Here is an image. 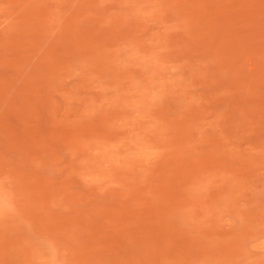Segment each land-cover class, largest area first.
I'll return each mask as SVG.
<instances>
[{"label": "rangeland", "instance_id": "rangeland-1", "mask_svg": "<svg viewBox=\"0 0 264 264\" xmlns=\"http://www.w3.org/2000/svg\"><path fill=\"white\" fill-rule=\"evenodd\" d=\"M0 264H264V0H0Z\"/></svg>", "mask_w": 264, "mask_h": 264}]
</instances>
